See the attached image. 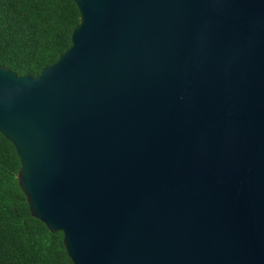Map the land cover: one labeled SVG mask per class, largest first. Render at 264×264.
Masks as SVG:
<instances>
[{"label": "water", "instance_id": "obj_1", "mask_svg": "<svg viewBox=\"0 0 264 264\" xmlns=\"http://www.w3.org/2000/svg\"><path fill=\"white\" fill-rule=\"evenodd\" d=\"M0 132L74 264H264V0H74Z\"/></svg>", "mask_w": 264, "mask_h": 264}, {"label": "trees", "instance_id": "obj_2", "mask_svg": "<svg viewBox=\"0 0 264 264\" xmlns=\"http://www.w3.org/2000/svg\"><path fill=\"white\" fill-rule=\"evenodd\" d=\"M79 22L74 0H0V64L39 75L72 45ZM20 168L16 147L0 132V264H74L63 232L32 215Z\"/></svg>", "mask_w": 264, "mask_h": 264}]
</instances>
